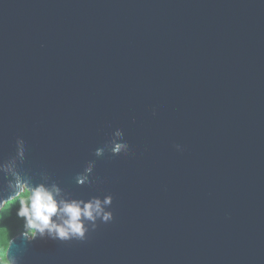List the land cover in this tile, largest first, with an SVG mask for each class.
Listing matches in <instances>:
<instances>
[{
	"label": "water",
	"instance_id": "obj_1",
	"mask_svg": "<svg viewBox=\"0 0 264 264\" xmlns=\"http://www.w3.org/2000/svg\"><path fill=\"white\" fill-rule=\"evenodd\" d=\"M116 129L131 153L95 157ZM18 137L25 179L114 219L5 259L264 264V0H0V164Z\"/></svg>",
	"mask_w": 264,
	"mask_h": 264
},
{
	"label": "clouds",
	"instance_id": "obj_2",
	"mask_svg": "<svg viewBox=\"0 0 264 264\" xmlns=\"http://www.w3.org/2000/svg\"><path fill=\"white\" fill-rule=\"evenodd\" d=\"M153 115H155V111ZM175 147L178 151L181 150L180 145ZM106 152L112 156L131 153L130 146L124 140V133L121 129H116L111 139L104 146L98 147L94 155L100 158ZM25 159V141L18 137L15 157L0 164V172L11 177L8 187L12 190V195L8 200L0 199V209H3L10 201H18L16 216L23 220V235L28 240L47 237L59 241H84L87 239V234L90 231H95L99 224L109 223L114 219L113 212L110 210L113 202L111 194H107L103 198L92 196L85 200L74 198L72 194L64 197L62 189L56 183H52L50 186L45 183L33 185L24 178L17 167V160L24 163ZM95 164V160H90L83 171L77 173L75 182L78 186H91L95 182L90 179ZM0 264H19V260L15 256L8 255L6 260L0 259Z\"/></svg>",
	"mask_w": 264,
	"mask_h": 264
},
{
	"label": "trees",
	"instance_id": "obj_3",
	"mask_svg": "<svg viewBox=\"0 0 264 264\" xmlns=\"http://www.w3.org/2000/svg\"><path fill=\"white\" fill-rule=\"evenodd\" d=\"M18 201H11L0 210V259H5L9 241L23 233V220L16 216Z\"/></svg>",
	"mask_w": 264,
	"mask_h": 264
}]
</instances>
